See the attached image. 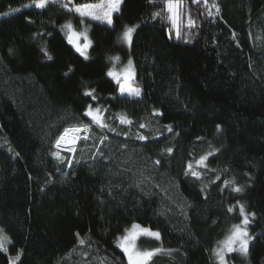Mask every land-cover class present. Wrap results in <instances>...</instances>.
<instances>
[{
  "label": "trees",
  "instance_id": "obj_1",
  "mask_svg": "<svg viewBox=\"0 0 264 264\" xmlns=\"http://www.w3.org/2000/svg\"><path fill=\"white\" fill-rule=\"evenodd\" d=\"M213 2L218 14L203 0H182L176 39L168 20L153 19L162 0H124L114 29L90 21L85 60L61 30L79 18L64 1L38 9L24 7L32 0H0V14L10 13L0 15V226L10 251L21 252L17 264H128L116 240L133 223L160 233L146 242L161 249L149 264H218L213 249L241 222L238 203L255 213L247 227L254 239L227 264H264V0ZM125 25L138 26L139 98L119 95L106 75ZM89 104L108 109V127L91 124L87 153L79 158V147L70 165L55 141L65 127L90 124ZM210 152L207 168L195 169L201 179L185 175ZM0 264H10L4 251Z\"/></svg>",
  "mask_w": 264,
  "mask_h": 264
},
{
  "label": "snow or ice",
  "instance_id": "obj_2",
  "mask_svg": "<svg viewBox=\"0 0 264 264\" xmlns=\"http://www.w3.org/2000/svg\"><path fill=\"white\" fill-rule=\"evenodd\" d=\"M49 0H32L30 5H24V7H36L38 9H43L46 7V4ZM72 7H68L67 4L63 5V7L69 11L74 12L80 17L81 25L84 24V19L88 18L91 21H96L101 24H105L114 29L113 17L114 15H119L121 12V6L124 3V0H98L96 3H80L77 4L74 0H68ZM193 3H200L201 0H192ZM203 3L209 9L216 8V13H219V8L213 2L212 5H208V0H203ZM182 0H162V9L161 11L154 12L152 14L153 19L162 18L166 19L170 23V28L168 29L169 38L174 34L176 39H181L183 36V28L185 24L182 20V9H181ZM20 9H11V12L19 11ZM10 13H2L0 15H8ZM208 15L212 16L213 13L211 10L208 11ZM137 25L128 26L125 25L123 31L117 37V40L121 44H128L131 46L133 40V33L137 29ZM187 27L192 28L195 27V22L189 17L187 21ZM61 30L66 32V38L70 45L75 48V51L79 53L85 60L89 59L88 51L93 45V41L89 38V28L88 26H84L81 30L77 31V29L73 26L71 21H67L64 25H61ZM186 38V37H184ZM41 51L47 59H51L52 57L49 55L46 47H41ZM109 60L112 61L111 67L108 68L106 75L110 77L113 81H115L117 85L118 94L128 95L130 97L139 98L142 96L143 90L138 86H133L135 84V69L133 65V61L131 58L127 60V63L117 69V64H119L121 57L119 55L109 57ZM72 69L69 68V71ZM84 95L90 97L93 101L97 99L95 94V89H88L84 92ZM108 111L106 108H101L97 106L93 108L91 104H89L84 112V116L90 120V124H79L72 125L70 127H65L63 132L57 137L55 141V147L57 149L67 148L69 152L75 151L76 143L81 139H87V136H81V133H86L90 131V125L95 124L101 128H107L108 124L105 123L104 120V112ZM154 115H161L159 110H153ZM117 117L120 120L121 124L131 125L133 122L128 118L125 113H117ZM141 128H144L145 125L141 124ZM169 132L172 131L171 125L166 126ZM220 126H217V130L219 131ZM114 131V129H112ZM141 140L147 139L145 136L140 135L138 137ZM166 151L170 154L173 149L168 148ZM57 159H63L60 156L59 151L52 153ZM213 153H207L201 156L197 161H195V165L189 162L185 168V175L192 176L193 178L199 180L201 179V173L196 171L197 167L207 168L206 161L209 156H212ZM71 164V161H69ZM156 163H159L157 161ZM220 179L219 176L216 178ZM215 183V181H213ZM231 182L226 181L225 184L228 185ZM243 189L239 186L234 187L233 191L240 192ZM239 212L242 217L241 222L239 224L232 225L229 233L225 236V238L218 242V247L213 249V255L215 259L218 261V264H227L226 255L233 252H239L242 255L248 254L249 243L254 239L249 232L247 231V227L249 224V218L254 217L255 213H246L244 205L239 204ZM229 212L234 211V207L228 208ZM141 236H150L157 240L160 239V233L158 231H153L148 227H144L140 224L133 223L130 228H126L124 230V234L122 236L117 237L116 245L118 248L122 249V251L127 256L128 264H149V261L152 259L154 255L161 251V249H151V250H143L141 251L137 245L136 241ZM82 242V241H81ZM11 243L10 238L4 233L3 229H0V251H7V245ZM20 259V253L10 261V264H15L16 260Z\"/></svg>",
  "mask_w": 264,
  "mask_h": 264
},
{
  "label": "rangeland",
  "instance_id": "obj_3",
  "mask_svg": "<svg viewBox=\"0 0 264 264\" xmlns=\"http://www.w3.org/2000/svg\"><path fill=\"white\" fill-rule=\"evenodd\" d=\"M49 1H52V0H49ZM61 1H64V5L67 4L68 7H72V4H70L68 2V0H61ZM96 2H98V1L89 2V3H96ZM69 21L72 22L73 26L77 29V31L81 30L84 26H88V28H89V33H88L89 34V38L92 40V37H91V23H90L91 20H89L88 18H85L83 25H81V23H80V17L78 18V20H75V19L71 18V20H69ZM64 33H65V37H66V32L64 31ZM89 54H90V51H88V55ZM116 55H119L121 57V60H120L119 64H117V69H119L120 67L125 65L129 58L132 59L133 65H134V69H135V84L133 86H138V87L142 88L141 85L137 82V67H136V64H135V61H134V58H133V55H132L131 46H129L128 44H121L117 40L116 47H115L114 51L108 55L107 70L112 65V61L109 60V57L116 56ZM81 136L82 137L83 136H87V139L81 138L75 145V151L74 152H70L71 156H72L71 160H70L71 164L75 160L74 154H75L76 150H78L79 147L81 148L80 149V153H79V158H83L85 156V154L87 153V150L89 149V146H90V141L92 139L91 127H90V131H88L86 133H81ZM62 150L68 151V149L66 147L62 148ZM246 213H248V212H246ZM130 227H131V225L128 228H130ZM144 227H146V226H144ZM0 229H3V228L0 226ZM153 231H155V230H153ZM4 233L10 238L9 234L5 230H4ZM123 234H124V232L121 234V236ZM149 238H152V237H150V236H141L139 239H137L136 245L141 251H143V250H151V248H149L147 246V243H146ZM9 245L10 244L7 245V251H4V252H6L9 255L10 261L12 259H14L17 256L18 253H20V258H21V252H11ZM125 257L127 259L126 255H125ZM19 260H16L15 264H17ZM97 260H99V258Z\"/></svg>",
  "mask_w": 264,
  "mask_h": 264
}]
</instances>
